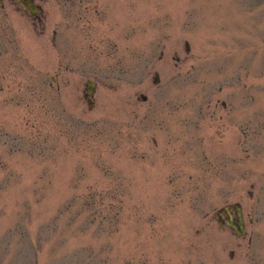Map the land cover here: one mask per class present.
Masks as SVG:
<instances>
[{
  "label": "rangeland",
  "instance_id": "rangeland-1",
  "mask_svg": "<svg viewBox=\"0 0 264 264\" xmlns=\"http://www.w3.org/2000/svg\"><path fill=\"white\" fill-rule=\"evenodd\" d=\"M39 2L0 12V264H264V0Z\"/></svg>",
  "mask_w": 264,
  "mask_h": 264
},
{
  "label": "flooded vegetation",
  "instance_id": "flooded-vegetation-1",
  "mask_svg": "<svg viewBox=\"0 0 264 264\" xmlns=\"http://www.w3.org/2000/svg\"><path fill=\"white\" fill-rule=\"evenodd\" d=\"M29 1L32 7L35 9V12L32 11L27 0H0V12L3 16V19H4L3 21H6L7 17H9L8 16L9 7H12L11 5L18 7L19 5L23 14L28 15L29 20H31L33 25H36V26H40L41 24L44 25V11L39 4L40 3L39 0H29ZM89 13L90 11H88L87 9L84 12L85 17H87L86 21L88 23L86 27L89 26V22H90ZM54 32H56L55 29H54ZM232 213L235 217V222L237 223V217H238L237 210L234 208ZM226 217H228V215H226ZM226 221H227V218H226Z\"/></svg>",
  "mask_w": 264,
  "mask_h": 264
},
{
  "label": "water",
  "instance_id": "water-1",
  "mask_svg": "<svg viewBox=\"0 0 264 264\" xmlns=\"http://www.w3.org/2000/svg\"><path fill=\"white\" fill-rule=\"evenodd\" d=\"M29 5L31 4L30 1L28 0ZM31 6V5H30ZM32 11L34 12L35 9L32 7ZM88 85H89V93L90 95L93 97L94 96V92H95V87L96 84L95 82L92 81H88ZM144 98H146V96H144ZM239 224L241 226V231L240 232H244V223H243V218L239 219Z\"/></svg>",
  "mask_w": 264,
  "mask_h": 264
}]
</instances>
